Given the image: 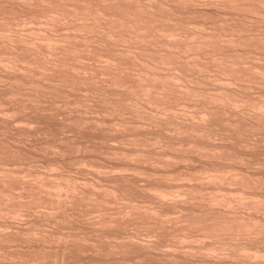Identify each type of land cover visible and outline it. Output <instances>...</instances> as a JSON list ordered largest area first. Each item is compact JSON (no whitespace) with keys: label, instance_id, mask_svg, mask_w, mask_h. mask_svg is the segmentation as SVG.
<instances>
[{"label":"bare ground","instance_id":"bare-ground-1","mask_svg":"<svg viewBox=\"0 0 264 264\" xmlns=\"http://www.w3.org/2000/svg\"><path fill=\"white\" fill-rule=\"evenodd\" d=\"M0 264H264V0H0Z\"/></svg>","mask_w":264,"mask_h":264}]
</instances>
